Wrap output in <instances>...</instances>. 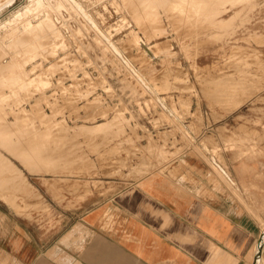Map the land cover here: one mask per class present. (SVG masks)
<instances>
[{"label":"rangeland","instance_id":"obj_1","mask_svg":"<svg viewBox=\"0 0 264 264\" xmlns=\"http://www.w3.org/2000/svg\"><path fill=\"white\" fill-rule=\"evenodd\" d=\"M6 1L1 207L54 226L44 188L72 208L187 156L227 172L264 156V0Z\"/></svg>","mask_w":264,"mask_h":264},{"label":"crops","instance_id":"obj_2","mask_svg":"<svg viewBox=\"0 0 264 264\" xmlns=\"http://www.w3.org/2000/svg\"><path fill=\"white\" fill-rule=\"evenodd\" d=\"M227 158L232 180L191 155L72 208L44 188L58 211L54 226L3 202L0 264H264V156Z\"/></svg>","mask_w":264,"mask_h":264},{"label":"bare ground","instance_id":"obj_3","mask_svg":"<svg viewBox=\"0 0 264 264\" xmlns=\"http://www.w3.org/2000/svg\"><path fill=\"white\" fill-rule=\"evenodd\" d=\"M12 1H13V0H7V1H6V4L11 3ZM35 1H36V0H35ZM38 1H40V0H38ZM58 1H59V3H63V4H64V1H60V0H58ZM65 1H67V3L73 5V7H76V8H77L78 6H79V7H80V6H83L80 0H65ZM208 1H209V0H207V2H208ZM231 1H232V0H231ZM40 2H41V1H40ZM210 2H211V1H210ZM0 3H2V2H0ZM4 3H5V2H4ZM49 3H50V2H49ZM205 4L207 5L206 2H204L203 5H202V3H201L200 5H201V6H204L206 9H208V6L206 7ZM4 5H5V4H4ZM200 5H199V7H200ZM208 5H210V3H209ZM2 6H3V4H2ZM187 6H188V7H186V8H190V7H189L190 4L187 5ZM197 6H198V5H197ZM197 6H195V7H197ZM193 7H194V5L191 6L192 9H193ZM199 7L196 8L197 11H198ZM209 7H210V6H209ZM30 8H31V5H30V6H26V7H24V10L19 11V12L15 13V14L13 15L12 20H15V19H18V20H19V19L23 18V16L26 14V12H27L28 10H30ZM80 8H81V7H80ZM83 8H84V7H83ZM191 8H190V9H191ZM0 9H1V7H0ZM190 9H188V10H190ZM192 9L190 10V12H192L193 17H192V15H190L189 17L187 16V18H190V17H191V20H194V18H195L194 16H196L197 13L199 14V11H201V10L203 11V9H199L198 12H193V11H196V10H195V8H194V10H192ZM206 9H205V10H206ZM210 9H211V8H210ZM82 10H83V9H82ZM185 11H186V13H184V14L190 13V12L187 11V10H185ZM185 11H184V12H185ZM209 11H210V10H209ZM204 12H205V11H204ZM204 12H202V13H204ZM194 13H196V14L194 15ZM88 15H89V14H88ZM187 15H189V14H187ZM199 15H200V14H199ZM199 15H198V17H199L198 20L200 21V16H199ZM201 15H202V14H201ZM207 15H208V14H207ZM212 15H213V14H212ZM90 16H91V15H90ZM203 16H205V14H204ZM208 16H209V15H208ZM184 17L186 18V15H183L182 18H184ZM198 17L196 16V19H195L196 21L194 20L195 22L198 21V20H197ZM211 17H212V16H211ZM185 18H184V21L186 20ZM192 18H193V19H192ZM204 18H205V17H204ZM201 19H202V18H201ZM12 20H11V21H12ZM140 20L142 21L143 25L146 27L147 24H146L145 21H144L145 19H144L143 17H141ZM188 20L191 21L190 19H187V21H188ZM6 21H7V20H6ZM11 21H10V22H11ZM91 21H92V20H91ZM187 21H185V22H187ZM199 21H198V22H199ZM14 22H15V21H14ZM204 22H205V21H204ZM4 23H5V22H4ZM4 23H2V26H3ZM7 24H8V23H7ZM92 24H94V23H92ZM145 24H146V25H145ZM8 25H10V24H8ZM95 26H96V24H95ZM147 30H149V32L152 31V30H150V29H147ZM152 33H153V32H152ZM104 35H105V34H104ZM104 37H107V35L104 36ZM107 38H108V37H107ZM109 38H110V37H109ZM107 42L110 43L111 41L109 42V41L107 40ZM115 44H116V43H115ZM111 45H113V40H112ZM114 46H115V45H114ZM116 49H118V48H116ZM145 50H147V51L150 53V55L155 56V50L153 49V47H151V46L149 47V46L146 45V46H145ZM118 51H119V49H118ZM128 64H129V63H128ZM245 71H246V70H245ZM137 72H139V71H137ZM243 72H244V71H243ZM137 74H138V73H137ZM248 75H249V74H248ZM142 76H143V74H142ZM142 76H141V79H142V81H143ZM244 76H245V75H243V77H244ZM144 81H145V80H144ZM145 82H146V81H145ZM146 84H147V83H146ZM124 147H125V146H124ZM192 167H193V166H192ZM219 170H220V169H219ZM210 171H211V170H210ZM242 190H243V189H242ZM241 193H242V192H241ZM258 216H260V215L258 214ZM261 220H262V218H261ZM261 223H262V227H264V219L262 220ZM261 240H262V239H260V241H261ZM257 251H258V256H259V253L261 252V246H260V244L258 245ZM260 255H262V254H260ZM259 257H260V256H259ZM259 257H257V258H259ZM256 263H257V260L255 261L254 264H256Z\"/></svg>","mask_w":264,"mask_h":264},{"label":"water","instance_id":"obj_4","mask_svg":"<svg viewBox=\"0 0 264 264\" xmlns=\"http://www.w3.org/2000/svg\"><path fill=\"white\" fill-rule=\"evenodd\" d=\"M113 46H114V44H113ZM114 47H115V46H114ZM117 53H118L120 56L122 55V56L125 58V56L121 53V51H117ZM124 58H123V59H124ZM125 61H126V63H128V61H127L126 58H125ZM127 65H129V64H127ZM136 75H137V74H136ZM137 77L140 78V76H138V75H137ZM140 79H141V78H140ZM212 158H213V160L215 161V163L218 164V165L220 166V168L222 169V171H223L224 173H226L227 177H228L229 179L232 180L230 174L226 171V169H225L221 164H219V163L217 162V160H216L214 157H212Z\"/></svg>","mask_w":264,"mask_h":264}]
</instances>
